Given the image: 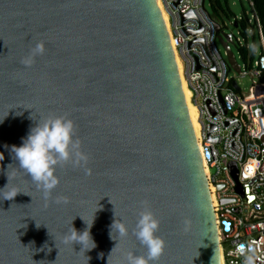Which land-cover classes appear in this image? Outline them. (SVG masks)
I'll use <instances>...</instances> for the list:
<instances>
[{
    "label": "water",
    "instance_id": "95a60500",
    "mask_svg": "<svg viewBox=\"0 0 264 264\" xmlns=\"http://www.w3.org/2000/svg\"><path fill=\"white\" fill-rule=\"evenodd\" d=\"M41 40L45 53L24 66ZM219 42L241 73L232 34ZM65 114L91 174L58 167L60 183L46 201L10 149L38 119ZM0 120V189L9 183L4 192H20L0 198V264H108L110 254L111 264H123L129 251L146 255L132 231L144 201L166 241L156 264H223L206 167L158 0H0ZM82 216L89 224L95 216L93 249L64 242L72 220L78 231L88 228ZM115 220L126 223L127 237L113 231L111 238Z\"/></svg>",
    "mask_w": 264,
    "mask_h": 264
},
{
    "label": "built area",
    "instance_id": "2783aa9c",
    "mask_svg": "<svg viewBox=\"0 0 264 264\" xmlns=\"http://www.w3.org/2000/svg\"><path fill=\"white\" fill-rule=\"evenodd\" d=\"M158 2L167 17L183 86L188 87L197 111V138L219 226L223 264H243L237 246L253 241L258 255L264 257V34L255 4L247 0L246 29L239 30L244 14L234 18L241 37L229 32L230 46H235L242 60L240 48H251L252 36L257 35L254 65L238 61L242 70L238 73L218 47L219 35L228 33L211 16L207 0ZM225 55L228 58L226 49ZM232 71L251 77L249 93L242 91Z\"/></svg>",
    "mask_w": 264,
    "mask_h": 264
},
{
    "label": "clouds",
    "instance_id": "9594fccd",
    "mask_svg": "<svg viewBox=\"0 0 264 264\" xmlns=\"http://www.w3.org/2000/svg\"><path fill=\"white\" fill-rule=\"evenodd\" d=\"M45 51L46 42L41 40L35 44L29 55L21 60V63L26 67H31L35 62V58L43 55ZM0 122H3V120H0ZM10 150L14 159L18 161L17 167L30 177L36 189L43 193L46 201L52 198L54 189L60 183V177L57 174L58 167L71 163L73 167H84L86 174H91V169L87 167L90 156L83 150L81 140L76 137L75 121L68 114L49 115L46 118L38 119V122L30 128L27 136L23 138L22 144L12 145ZM3 159L4 154L0 152V161ZM8 184L0 189L2 200L12 199L20 193L12 189L4 192L3 190L8 188ZM55 203L67 204L69 198L56 197ZM142 203L144 207L140 211L138 221L132 231L136 239L147 249V252L146 255H135L129 251L125 255L123 264H156L166 249L165 239L158 235L161 225L160 219L148 206L147 201ZM94 220L95 216L91 224L85 220L88 228L83 232L74 227L72 220L71 227L65 232L64 242L82 243L85 250L95 248L96 243L90 232ZM189 225L190 221L186 220V231ZM37 226L39 225L37 224ZM113 231L117 232L120 238H125L129 234L128 226L122 221L117 223L115 220L111 225L110 236L112 239H114ZM89 243L91 247H86ZM237 254L244 257L243 264H257V260H264V257L258 255V248L254 241L249 242L247 245H238ZM100 255L103 257V253ZM110 257L111 254L108 257V264H111Z\"/></svg>",
    "mask_w": 264,
    "mask_h": 264
},
{
    "label": "trees",
    "instance_id": "16d2710c",
    "mask_svg": "<svg viewBox=\"0 0 264 264\" xmlns=\"http://www.w3.org/2000/svg\"><path fill=\"white\" fill-rule=\"evenodd\" d=\"M253 2L260 17L263 34H264V0H253ZM245 11L246 10H244L243 13L244 19L240 21L239 30L240 29L244 30L248 26V22H247L248 17L247 16L245 17ZM210 14L215 20L217 18H223V17H228L233 19L237 17V15L230 6V0H211ZM214 16H216L217 18H215ZM244 35H246L245 31H244ZM252 40L254 41V45L251 48H248L247 46L240 48V51L243 54V60L241 59L242 63H247L249 66H253L254 61L256 59L255 48L258 46V40H257V35L255 33L252 36ZM248 41L250 40L248 39Z\"/></svg>",
    "mask_w": 264,
    "mask_h": 264
},
{
    "label": "rangeland",
    "instance_id": "374dc122",
    "mask_svg": "<svg viewBox=\"0 0 264 264\" xmlns=\"http://www.w3.org/2000/svg\"><path fill=\"white\" fill-rule=\"evenodd\" d=\"M206 6H207L208 10L211 12V7L209 6L208 0H207ZM230 6L237 16H241L244 13V10L250 9L247 0H230ZM214 17L217 18L216 16H214ZM216 20L220 24L223 25L224 32H226V33L232 32L236 38L241 37L238 33L237 28L234 27V24H233L234 19L233 18L223 17V18H217ZM218 47L221 50L224 58L228 62V58L225 55V49L219 41H218ZM232 48H233V52L235 53L238 61L240 63H242V60L240 58H238L237 50H236L235 46L232 45ZM230 74H231V76H234L238 80V83H239V85H240V87L244 93H249L251 91L253 82H252L251 77L249 75H244V76H241L238 74L236 75L235 72H233V71L230 72Z\"/></svg>",
    "mask_w": 264,
    "mask_h": 264
},
{
    "label": "bare ground",
    "instance_id": "6f19581e",
    "mask_svg": "<svg viewBox=\"0 0 264 264\" xmlns=\"http://www.w3.org/2000/svg\"><path fill=\"white\" fill-rule=\"evenodd\" d=\"M160 5V4H159ZM161 8V7H160ZM164 16V19L166 21V24H167V17L165 14H163ZM168 27V25H167ZM172 46H173V43H172ZM180 64V63H179ZM182 80V78H181ZM183 89H184V94H185V98H186V101H187V105H188V109H189V113H190V117H191V120H192V123H193V126H194V129H195V132L197 134L198 132V128H199V125H198V122H197V111H196V108L192 105L191 103V100H190V97H191V93L188 89L187 86H183ZM197 136V135H196ZM204 162V161H203ZM205 164V162H204ZM206 172H207V169H206Z\"/></svg>",
    "mask_w": 264,
    "mask_h": 264
}]
</instances>
